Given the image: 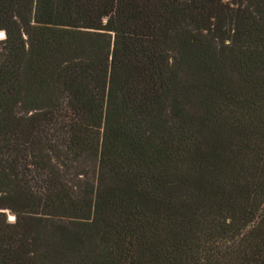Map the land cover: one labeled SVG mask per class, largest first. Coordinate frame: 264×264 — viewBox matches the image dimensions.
<instances>
[{
  "label": "trees",
  "instance_id": "16d2710c",
  "mask_svg": "<svg viewBox=\"0 0 264 264\" xmlns=\"http://www.w3.org/2000/svg\"><path fill=\"white\" fill-rule=\"evenodd\" d=\"M0 32V264H264V0H0Z\"/></svg>",
  "mask_w": 264,
  "mask_h": 264
},
{
  "label": "rangeland",
  "instance_id": "374dc122",
  "mask_svg": "<svg viewBox=\"0 0 264 264\" xmlns=\"http://www.w3.org/2000/svg\"><path fill=\"white\" fill-rule=\"evenodd\" d=\"M0 39H1V35H0ZM197 111H198V108H197L196 102L194 100V102H192V105L190 106V112L192 114H195ZM2 212H5V216H6V220L7 221H12L13 220V217L7 211H2Z\"/></svg>",
  "mask_w": 264,
  "mask_h": 264
},
{
  "label": "water",
  "instance_id": "95a60500",
  "mask_svg": "<svg viewBox=\"0 0 264 264\" xmlns=\"http://www.w3.org/2000/svg\"><path fill=\"white\" fill-rule=\"evenodd\" d=\"M1 33V38L3 37V33L2 32H0Z\"/></svg>",
  "mask_w": 264,
  "mask_h": 264
}]
</instances>
